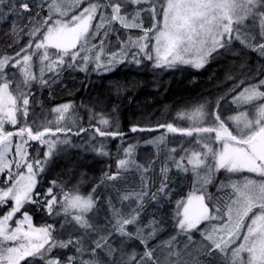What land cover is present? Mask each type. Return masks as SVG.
Instances as JSON below:
<instances>
[{"label":"snow or ice","instance_id":"6c2138e0","mask_svg":"<svg viewBox=\"0 0 264 264\" xmlns=\"http://www.w3.org/2000/svg\"><path fill=\"white\" fill-rule=\"evenodd\" d=\"M0 264H264V0H0Z\"/></svg>","mask_w":264,"mask_h":264},{"label":"trees","instance_id":"16d2710c","mask_svg":"<svg viewBox=\"0 0 264 264\" xmlns=\"http://www.w3.org/2000/svg\"><path fill=\"white\" fill-rule=\"evenodd\" d=\"M215 67V66H214ZM143 78L150 79V76H144V74H141ZM208 73L204 72L202 74L197 75L198 83L196 84L195 87H191L188 84V74L184 73H176L175 76H168L166 77L167 80H169L170 87L167 92H164V94L161 97H158L157 99H160L164 102L170 103L172 101L178 100L180 98H190L196 96L197 93L203 91L204 89H208L211 87V85L208 82ZM95 80L96 84L98 85L100 81L96 78L93 77ZM69 87H71V81H66ZM153 91L151 88H145L143 91L139 93V99L143 101L145 99V93ZM163 92V89L161 90ZM84 94V90L81 89L79 93H77L75 99L76 102H80L81 95ZM92 94L94 95L95 92L93 91ZM45 98H47V93L45 92ZM63 99H68V97L59 91L57 92V95L55 97L54 101L50 102H56L60 101ZM151 102L149 98V103ZM155 107V105H153ZM243 110V109H241ZM234 114V113H233ZM127 118V113L125 114V119ZM127 131V129H125ZM179 136V135H177ZM77 144L83 143L82 140H80L78 137L72 136L71 137ZM149 149L144 148L141 146L140 150V156L142 158H146L148 156ZM78 165L79 169L81 171H84L87 173L89 177L96 176L98 177L100 175V171L102 167H105L102 165L98 160H96L93 156L92 153L88 152H82L79 148H72L71 150L67 151V155H64L63 157L57 158L56 164H55V171L53 175H55V172H60L66 167H71L73 165ZM159 169V165H157V171ZM128 181L129 183L133 182L134 177L133 175L128 176ZM136 180H138V177H135ZM86 185L84 190L88 189V185Z\"/></svg>","mask_w":264,"mask_h":264},{"label":"rangeland","instance_id":"374dc122","mask_svg":"<svg viewBox=\"0 0 264 264\" xmlns=\"http://www.w3.org/2000/svg\"><path fill=\"white\" fill-rule=\"evenodd\" d=\"M242 109H243V108H242ZM71 149H72V148H69L68 150H71ZM68 150H67V151H68ZM60 157H63V158H64V155H63V154H61V156H60ZM60 157H58V158H60ZM81 187H82V190H84V189H85V187H86V185H82Z\"/></svg>","mask_w":264,"mask_h":264},{"label":"water","instance_id":"95a60500","mask_svg":"<svg viewBox=\"0 0 264 264\" xmlns=\"http://www.w3.org/2000/svg\"><path fill=\"white\" fill-rule=\"evenodd\" d=\"M175 135H180L179 133L175 134Z\"/></svg>","mask_w":264,"mask_h":264}]
</instances>
